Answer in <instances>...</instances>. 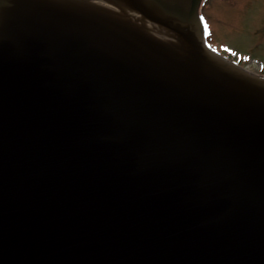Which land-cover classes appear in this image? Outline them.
I'll return each instance as SVG.
<instances>
[{"label":"water","instance_id":"obj_1","mask_svg":"<svg viewBox=\"0 0 264 264\" xmlns=\"http://www.w3.org/2000/svg\"><path fill=\"white\" fill-rule=\"evenodd\" d=\"M201 1L0 0V264H264V76Z\"/></svg>","mask_w":264,"mask_h":264},{"label":"rangeland","instance_id":"obj_2","mask_svg":"<svg viewBox=\"0 0 264 264\" xmlns=\"http://www.w3.org/2000/svg\"><path fill=\"white\" fill-rule=\"evenodd\" d=\"M202 10L210 27L209 43L235 48L241 62L264 61V0H209ZM248 67L258 69L253 63Z\"/></svg>","mask_w":264,"mask_h":264},{"label":"snow or ice","instance_id":"obj_3","mask_svg":"<svg viewBox=\"0 0 264 264\" xmlns=\"http://www.w3.org/2000/svg\"><path fill=\"white\" fill-rule=\"evenodd\" d=\"M202 21L204 20L203 17L200 18ZM204 29H205V32L207 33V30H208V25L207 23L204 24Z\"/></svg>","mask_w":264,"mask_h":264}]
</instances>
